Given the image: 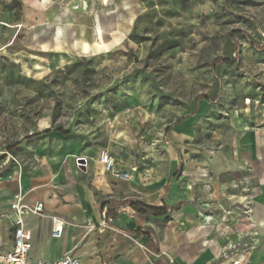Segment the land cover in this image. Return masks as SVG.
Returning a JSON list of instances; mask_svg holds the SVG:
<instances>
[{
    "label": "rangeland",
    "instance_id": "1",
    "mask_svg": "<svg viewBox=\"0 0 264 264\" xmlns=\"http://www.w3.org/2000/svg\"><path fill=\"white\" fill-rule=\"evenodd\" d=\"M263 120L264 0H0V180L62 130L86 150L116 144L144 196L176 156L229 148Z\"/></svg>",
    "mask_w": 264,
    "mask_h": 264
},
{
    "label": "crops",
    "instance_id": "2",
    "mask_svg": "<svg viewBox=\"0 0 264 264\" xmlns=\"http://www.w3.org/2000/svg\"><path fill=\"white\" fill-rule=\"evenodd\" d=\"M180 127L170 132V141ZM117 139L109 131L107 141ZM58 147L39 150L41 159L28 170L0 180L3 252L13 247L11 205L20 200L44 206L41 215L22 217L31 234L29 264L65 255L81 264H218L221 252L228 258L223 264H264V127L226 149L176 156L167 175L142 182L144 196L102 171L99 153L116 157V144L86 150L83 137L68 133ZM77 159L85 166H77ZM125 200L153 207L164 202L169 213L151 217L126 207L106 217V207ZM52 216L64 221L59 239L50 235Z\"/></svg>",
    "mask_w": 264,
    "mask_h": 264
},
{
    "label": "built area",
    "instance_id": "3",
    "mask_svg": "<svg viewBox=\"0 0 264 264\" xmlns=\"http://www.w3.org/2000/svg\"><path fill=\"white\" fill-rule=\"evenodd\" d=\"M82 159H77V166H85L86 162ZM98 162L101 165L102 171L114 175L120 180L128 181L127 173H119L116 169V162L106 151H101L98 155ZM43 204L28 206L17 200L11 205L14 211L13 219V235H12V250L3 252L0 248V264H29L28 255L32 248L31 234L25 229L22 217L25 215H41L43 213ZM51 237L55 239L61 238L63 234L64 221L57 216L51 217ZM38 264H81V262L72 256L65 255L62 258L54 261H43Z\"/></svg>",
    "mask_w": 264,
    "mask_h": 264
},
{
    "label": "trees",
    "instance_id": "4",
    "mask_svg": "<svg viewBox=\"0 0 264 264\" xmlns=\"http://www.w3.org/2000/svg\"><path fill=\"white\" fill-rule=\"evenodd\" d=\"M220 62L225 65L232 64V60L229 59H222ZM45 133H48V131H46ZM59 133H61L63 136L68 134V132L62 130H59ZM38 135L40 134H34L32 136H29V139L37 137ZM126 207L131 208L137 214L144 216H151V217H163V216H167L169 213V208L164 202L162 203L161 207H153V206L145 205L140 201L125 200V201L111 203L110 206L106 207V217L111 216V218H113L115 217L117 211Z\"/></svg>",
    "mask_w": 264,
    "mask_h": 264
},
{
    "label": "bare ground",
    "instance_id": "5",
    "mask_svg": "<svg viewBox=\"0 0 264 264\" xmlns=\"http://www.w3.org/2000/svg\"><path fill=\"white\" fill-rule=\"evenodd\" d=\"M85 46H86V45H85ZM85 46H84V47H85ZM236 264H238V263H236Z\"/></svg>",
    "mask_w": 264,
    "mask_h": 264
}]
</instances>
